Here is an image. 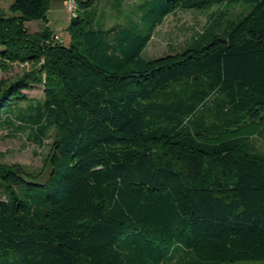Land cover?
Wrapping results in <instances>:
<instances>
[{"label": "trees", "instance_id": "trees-1", "mask_svg": "<svg viewBox=\"0 0 264 264\" xmlns=\"http://www.w3.org/2000/svg\"><path fill=\"white\" fill-rule=\"evenodd\" d=\"M240 1L208 44L142 56L176 10ZM49 2L0 10V71L30 65L0 79V129L52 138L45 168L0 161V264L263 260L264 0H140L122 23L76 0L68 45L26 27ZM39 84L43 100L23 106Z\"/></svg>", "mask_w": 264, "mask_h": 264}, {"label": "rangeland", "instance_id": "rangeland-1", "mask_svg": "<svg viewBox=\"0 0 264 264\" xmlns=\"http://www.w3.org/2000/svg\"><path fill=\"white\" fill-rule=\"evenodd\" d=\"M13 0H0V10L10 13L9 6ZM72 1V2H71ZM111 1V0H110ZM140 0H120L119 8H111L107 0H100L97 5L99 16L107 14V23H122L128 16H133L134 20H139L134 6ZM70 2V4H69ZM72 3V4H71ZM76 0H50L47 12V21L32 20L26 22V27L31 31H39L48 27L53 34H57L64 45L71 41L69 25L75 13L80 12L77 8ZM251 4L246 1L223 2L213 5L204 10L178 9L169 14L164 22L157 27L147 48L142 56L145 59H153L165 54L176 53L190 44L196 45L194 39L202 37V45L208 44L213 36L223 35L228 24L232 20H238L246 7ZM73 7V8H72ZM116 12V14H115ZM119 12V13H117ZM223 12L222 15H219ZM13 14H17L13 13ZM114 14V15H112ZM111 25V24H110ZM205 35L201 33L205 32ZM197 35V36H196ZM181 48V49H180ZM30 65L15 63L7 72L0 71V79L14 78L27 69ZM28 101L21 102L26 106L29 102L43 100V85H35L26 90ZM52 138H46L43 144L35 141L29 128H20V123L15 122L11 126H3L0 129V161L4 163H20L29 169H41L46 167V158ZM252 143L259 151H264V129L252 137ZM241 264H264L263 260L246 261Z\"/></svg>", "mask_w": 264, "mask_h": 264}, {"label": "bare ground", "instance_id": "bare-ground-1", "mask_svg": "<svg viewBox=\"0 0 264 264\" xmlns=\"http://www.w3.org/2000/svg\"><path fill=\"white\" fill-rule=\"evenodd\" d=\"M72 2V1H71ZM72 4V3H71ZM73 8V7H72Z\"/></svg>", "mask_w": 264, "mask_h": 264}, {"label": "built area", "instance_id": "built-area-1", "mask_svg": "<svg viewBox=\"0 0 264 264\" xmlns=\"http://www.w3.org/2000/svg\"><path fill=\"white\" fill-rule=\"evenodd\" d=\"M69 4H70V2H69Z\"/></svg>", "mask_w": 264, "mask_h": 264}]
</instances>
